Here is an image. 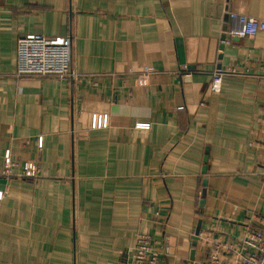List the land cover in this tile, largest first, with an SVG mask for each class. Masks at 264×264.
<instances>
[{
	"label": "crops",
	"instance_id": "0c3cea01",
	"mask_svg": "<svg viewBox=\"0 0 264 264\" xmlns=\"http://www.w3.org/2000/svg\"><path fill=\"white\" fill-rule=\"evenodd\" d=\"M232 11L264 21V0H0V168L18 166L0 176V264H123L138 234L157 264H204L197 229L264 233L248 145L264 82L210 87L218 66L264 61V32L228 38ZM27 34L69 37L77 78L16 77Z\"/></svg>",
	"mask_w": 264,
	"mask_h": 264
},
{
	"label": "built area",
	"instance_id": "2783aa9c",
	"mask_svg": "<svg viewBox=\"0 0 264 264\" xmlns=\"http://www.w3.org/2000/svg\"><path fill=\"white\" fill-rule=\"evenodd\" d=\"M230 20H236L239 28L230 30L229 39H248L259 32H264V21L257 20L236 12H228ZM222 44H228L224 38ZM186 67L183 68L185 76ZM16 77L55 78L72 80L77 74L72 70L71 40L69 37H45L38 34H27L17 40L16 45ZM210 87L220 89L225 77L253 76L264 82V61L230 62L216 67L210 74ZM257 132L251 133L249 147L256 149L264 163V113L261 114ZM141 127H147L141 125ZM18 168L6 160L0 168V176H13V169ZM261 175L264 177V165ZM20 175L34 178L38 169L31 164L19 170ZM264 224V223H263ZM196 245L206 250L204 264H264V233L260 230L247 229L243 237L235 243L225 242L206 231L198 232ZM249 251H254L251 253ZM158 251L153 248V240L147 234H138L129 254L123 258V264H157Z\"/></svg>",
	"mask_w": 264,
	"mask_h": 264
},
{
	"label": "water",
	"instance_id": "95a60500",
	"mask_svg": "<svg viewBox=\"0 0 264 264\" xmlns=\"http://www.w3.org/2000/svg\"><path fill=\"white\" fill-rule=\"evenodd\" d=\"M224 37H225V36H223V39H224ZM198 232H199V230L197 229V230L195 231V233L193 234V236H192L193 245L196 244V238H197L196 236H197ZM195 246H196V245H195Z\"/></svg>",
	"mask_w": 264,
	"mask_h": 264
}]
</instances>
